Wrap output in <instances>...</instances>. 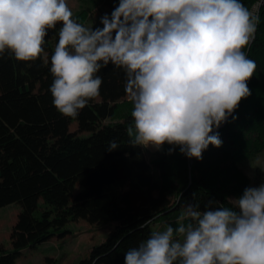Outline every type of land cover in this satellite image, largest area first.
I'll list each match as a JSON object with an SVG mask.
<instances>
[{
    "label": "clouds",
    "instance_id": "9594fccd",
    "mask_svg": "<svg viewBox=\"0 0 264 264\" xmlns=\"http://www.w3.org/2000/svg\"><path fill=\"white\" fill-rule=\"evenodd\" d=\"M67 0H0V58L41 57L50 30H58L51 55L52 103L76 118L100 94L98 73L111 64L122 70L133 123V147L176 148L203 159L209 145L222 146L218 130L233 120L251 95L256 63L251 46L258 6L241 0H119L102 28L73 18ZM116 140L107 151L119 147ZM264 171V169H261ZM215 210L186 204L177 226L152 231L125 253V264H264V183L249 186ZM147 225H141L146 227Z\"/></svg>",
    "mask_w": 264,
    "mask_h": 264
},
{
    "label": "trees",
    "instance_id": "16d2710c",
    "mask_svg": "<svg viewBox=\"0 0 264 264\" xmlns=\"http://www.w3.org/2000/svg\"><path fill=\"white\" fill-rule=\"evenodd\" d=\"M254 2L241 0L249 9ZM258 16L255 38L244 49L256 63L248 82L251 95L234 112L236 119L229 117L216 130L222 146L209 145L202 160L192 158L191 170L179 148L168 155L167 145L150 161L144 148L129 144L131 115L113 120L118 101L127 97L125 77L111 64L98 73L99 96L76 118L56 110L49 89L59 24L45 38L40 58L21 62L5 53L0 58V207L19 203L21 209L11 228V248L0 242V264H14L22 248L68 234L67 223L80 219L113 226L76 264H125V253L146 240L162 216L186 204L202 212L215 210L210 201L232 207L228 196L239 198L249 186L236 158L264 150V3ZM111 140L120 146L109 152ZM46 264L57 263L48 257Z\"/></svg>",
    "mask_w": 264,
    "mask_h": 264
},
{
    "label": "rangeland",
    "instance_id": "374dc122",
    "mask_svg": "<svg viewBox=\"0 0 264 264\" xmlns=\"http://www.w3.org/2000/svg\"><path fill=\"white\" fill-rule=\"evenodd\" d=\"M67 3L74 14V19L84 26L94 29L103 27L100 18L106 13L110 15L116 6L115 0H67ZM132 108L133 105L127 97L118 101V108L113 120H121L125 115L131 113ZM166 146L161 151L152 147L144 148L147 158L152 161L166 149ZM189 160V170H191L192 160ZM236 164L239 170L246 175L249 186H259L264 183V171L261 170L264 169V150L256 153L254 157L245 155L238 157ZM152 169H156L155 166ZM227 199L232 204L230 199L236 198L228 196ZM38 204L39 207L43 206L42 199ZM183 208L184 206H181L170 215L155 220L151 225L152 231H163L167 225L176 227ZM20 209L19 203H10L0 207V242L6 248H11L10 232ZM112 226V222L95 224L87 223L82 219L70 221L65 227L70 231L68 234L54 236L34 247L22 248L19 253L15 254L14 264H46L48 257L57 264H76L82 257L88 255L93 245L106 237Z\"/></svg>",
    "mask_w": 264,
    "mask_h": 264
},
{
    "label": "built area",
    "instance_id": "2783aa9c",
    "mask_svg": "<svg viewBox=\"0 0 264 264\" xmlns=\"http://www.w3.org/2000/svg\"><path fill=\"white\" fill-rule=\"evenodd\" d=\"M264 3V0H255V2L253 3L251 9L253 8V6H258V15H259V9L261 7V5Z\"/></svg>",
    "mask_w": 264,
    "mask_h": 264
}]
</instances>
